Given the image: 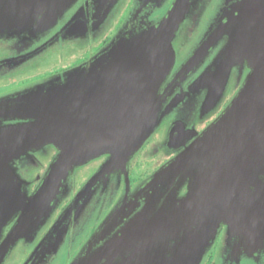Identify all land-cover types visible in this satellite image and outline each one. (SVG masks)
<instances>
[{"label":"water","instance_id":"obj_1","mask_svg":"<svg viewBox=\"0 0 264 264\" xmlns=\"http://www.w3.org/2000/svg\"><path fill=\"white\" fill-rule=\"evenodd\" d=\"M75 1L42 0L43 5L36 9L16 5L23 10L17 14L32 16L33 26L40 24L48 29ZM192 1L175 0L165 19L152 27L146 22L147 15L159 0H146L144 9L128 18L116 39L83 68L81 82L79 75L71 72L66 75L72 78L71 82L65 86L44 90L17 106L18 114L24 115L33 125L20 129L21 136L6 152V158L30 149L37 152L50 144L56 146L58 154L15 228L0 241V260L19 238L21 230L39 228L48 219L51 202L58 195L62 180L76 167L106 157L85 187V194L113 169L127 180V166L159 128L160 113L171 111L172 103L182 100L184 81L197 73L199 63L217 48L228 26L236 20V16H232L210 31L200 48L181 67L173 70L176 58L171 43L191 12ZM233 1H226V6L237 10L238 17L245 16L246 24L235 38H228L224 50L207 71L199 75L192 86L188 81L185 85L188 92L202 97L198 104L201 106L200 121L215 113L216 104L225 92L223 83L227 73H223V66L226 62L232 69L246 64L250 74L231 103L206 129L198 134L182 135L180 143L168 141V150L179 151L178 154L139 186L144 190V201L128 199L129 208L143 206V209L136 214V209L115 210L74 264H118L119 261L124 264L130 260V253L142 250L144 243L151 242L175 219L192 215L203 227L212 221L211 213L216 205L231 197L233 190V193L251 188L264 190V0L236 4ZM94 2L96 14L103 18L115 0ZM145 9L148 10L143 13ZM74 79H78L77 82H73ZM205 81L208 85L202 84ZM203 87L208 88L207 95H203ZM173 96L175 98L167 105ZM185 187L186 194L178 200L177 192ZM157 188L162 190L157 192ZM6 203L8 206L9 200ZM77 210L78 205L74 203L58 220L49 240L56 244L61 242L66 234V221L78 214ZM206 212L208 217L201 219L200 214ZM118 216L128 219L122 223L121 230L113 234L108 228ZM185 220L183 229L193 224L189 218ZM95 243L100 246L91 249Z\"/></svg>","mask_w":264,"mask_h":264},{"label":"rangeland","instance_id":"obj_2","mask_svg":"<svg viewBox=\"0 0 264 264\" xmlns=\"http://www.w3.org/2000/svg\"><path fill=\"white\" fill-rule=\"evenodd\" d=\"M226 1L228 0L192 1L191 12L171 43L176 58L173 70L181 67L200 48L210 31L232 16H236V20L228 26L223 37L235 38L240 33V29L246 24L245 16L238 17L237 10L226 6ZM241 1L245 0H234L233 4ZM174 2L175 0H159L158 5L149 10L146 22L152 27L162 22ZM146 3V0H115L101 18L96 14L97 4L94 0H76L46 29L40 24L33 26L32 16H20L17 12L23 10L16 8V5H25L36 9L43 5L42 0H0V241L15 228L19 216L37 188L36 184L43 180L50 166V154L56 147L50 144L37 152L30 149L13 158H6V152L10 151L13 142L21 136L20 129L33 125L24 115L18 114L17 106L23 101H29L31 97H37L44 90L65 86L71 82L72 78L66 76L71 72L74 76L79 75L81 82L83 68L106 50L112 40L116 39L126 20L137 11L141 12ZM217 50L218 48H214L199 63L195 71L198 75L213 64L219 55ZM223 69V73H227L223 88L228 90L230 85L235 84L234 77L237 73L240 78L238 86L243 84V66L237 68L236 73L226 62ZM192 77L196 76L190 75L184 81L182 100L174 101L171 111L163 110L160 113L161 124L148 138L144 145L146 149L153 143L162 150L168 149V141L180 143L182 135L201 133L215 120L200 121L201 106L198 104L202 97L194 96L185 87ZM77 80L74 79L73 82ZM193 84L191 82L190 86ZM202 84L208 85L206 81ZM203 89V95H207L208 88ZM172 92H177V89ZM174 98L175 96L171 97L167 105ZM223 100L221 94L216 104L217 109ZM141 158L136 154L127 166V175L129 172L130 175L126 181L120 172L113 169L112 173H107L86 194L84 189L98 173L102 158L76 167L72 174L62 180L63 185L61 184L58 195L51 202L52 211L48 219L39 228L37 226L28 231L21 230L19 238L1 258L0 264H74L98 230H103L105 222L115 210L136 209V214L143 209V206L129 208L128 199L144 201V190L139 189L140 183L136 180L147 175L142 180L145 183L159 168L153 172L151 158ZM164 160L161 159L160 164ZM131 163H136L133 168ZM161 190L157 188V192ZM233 191L231 197L216 205L209 224L201 227L200 221L192 215L177 218L172 221L175 231L171 230L172 225L159 231L151 242L142 245V250L130 253V260L124 264H264V190L251 188L237 190V193ZM179 192L181 194L182 190L177 193ZM10 203L13 205L10 206ZM74 203L78 205V214L67 219L66 234L56 244L48 239L51 231L55 230L58 220ZM154 215L155 213L152 216ZM200 217L206 219L208 212L200 214ZM186 218L193 224L183 229ZM127 219L118 216L108 230L113 234L117 233ZM96 244L91 249L100 246V243Z\"/></svg>","mask_w":264,"mask_h":264},{"label":"flooded vegetation","instance_id":"obj_3","mask_svg":"<svg viewBox=\"0 0 264 264\" xmlns=\"http://www.w3.org/2000/svg\"><path fill=\"white\" fill-rule=\"evenodd\" d=\"M107 41H109V39L107 40ZM227 42H228V39H226V38H222V40L218 43V45H217V48H218V53H220L221 51H223L224 50V48H225V46H226V44H227ZM238 52V51H237ZM237 56H239L240 55V53L238 52L237 54H236ZM240 66H237V67H235L234 66V68H233V70L234 71H236V69L237 68H239ZM243 70H244V73L242 74V80H243V82H244V80H245V78L250 74V69L246 66V64H244L243 65ZM198 73V72H197ZM196 73V74H197ZM236 73H237V71H236ZM195 74V76L196 77H192L191 79H189L188 80V83H189V85H190V83L191 82H193L195 79H197L198 78V74L196 75ZM238 74V73H237ZM237 74H236V76L234 77V83L235 84H233L232 86L230 85H228L229 86V88H228V90L225 88V92H224V94H223V97H224V100L222 101V102H220V106L218 107V109L215 111V113H213V114H211L210 115V117L207 119L208 120V122H209V120H214V119H216L225 109H226V107L231 103V101L234 99V97L236 96V94L239 92V90H240V88H241V86H238L239 85V80H240V78H239V76H237ZM171 78H172V74L169 76V78H168V81H170L171 80ZM236 85L238 86V87H236ZM222 107V108H221ZM203 122H204V120H203ZM208 122H207V125H208ZM206 125V126H207ZM205 126V127H206ZM147 143V142H146ZM145 143V144H146ZM144 144V145H145ZM190 144V142L187 144V145H189ZM143 145V147L140 149V151L137 153V155H139L140 157H142L141 158V160H144L146 157H149V159L151 158V160L153 161V165H152V170H153V172L156 170V169H158V168H160L162 165H164L168 160H170L171 158H173L174 156H176V154H178V152L179 151H171V150H168V149H163L162 150V148H160V147H156L155 146V144L153 143V145L152 146H148V148L146 149L145 148V146ZM186 145V146H187ZM164 152H165V154L167 155H164ZM58 154V151H57V149H55V148H53V150H52V152H51V154H50V161H49V164H51V162L54 160V158H55V156ZM106 159V157H103L102 158V161H101V164L104 162V160ZM161 159H165L163 162H161V164H160V161H161ZM132 161V160H131ZM130 161V162H131ZM159 163V165H157ZM135 164L136 163H134L133 165H132V168L135 166ZM46 172V171H45ZM129 175H130V172H129V174H128V177H129ZM147 176V175H146ZM145 176V177H146ZM152 176V175H151ZM145 177H143V178H141V179H138V180H136L137 182H139L140 184H138L139 186H141L142 184H144L143 183V181L142 180H144L145 179ZM39 184H40V181L36 184V186L35 187H38L39 186ZM186 192H187V188L185 187L183 190H182V192H181V194H180V192L178 193V200H180L185 194H186ZM138 201H141V199H139ZM132 216H134V215H132ZM131 216V217H132Z\"/></svg>","mask_w":264,"mask_h":264},{"label":"trees","instance_id":"obj_4","mask_svg":"<svg viewBox=\"0 0 264 264\" xmlns=\"http://www.w3.org/2000/svg\"><path fill=\"white\" fill-rule=\"evenodd\" d=\"M132 160V159H131ZM132 165L134 164V163H131Z\"/></svg>","mask_w":264,"mask_h":264}]
</instances>
